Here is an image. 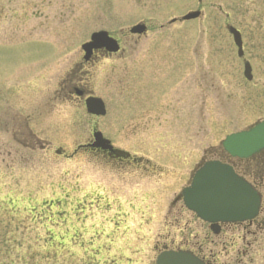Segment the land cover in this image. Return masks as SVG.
Segmentation results:
<instances>
[{"label":"rangeland","instance_id":"obj_1","mask_svg":"<svg viewBox=\"0 0 264 264\" xmlns=\"http://www.w3.org/2000/svg\"><path fill=\"white\" fill-rule=\"evenodd\" d=\"M195 11L200 19L171 24ZM140 23L147 33L130 35ZM230 26L242 34L243 58ZM97 32L121 46L85 69L87 90L104 100L106 116L91 117L72 103L48 114L38 109V121L46 117L66 135L51 131L64 142L46 154L5 138L0 264H155L158 243L184 247L191 228L189 243H202L206 232L182 203L174 213L184 220H166L171 201L205 162L231 161L222 149L228 135L264 121V0H0V46H12L0 50V63L9 62L15 75L34 72L38 104L55 99ZM245 62L252 81L244 77ZM94 127L117 149L146 157L148 180L138 181L142 171L74 156ZM59 147L65 156L56 155ZM233 162L255 171L253 161ZM251 231L215 238L217 262H227L225 248L233 256L245 249L250 257L242 264H264V231Z\"/></svg>","mask_w":264,"mask_h":264},{"label":"flooded vegetation","instance_id":"obj_2","mask_svg":"<svg viewBox=\"0 0 264 264\" xmlns=\"http://www.w3.org/2000/svg\"><path fill=\"white\" fill-rule=\"evenodd\" d=\"M147 31L143 35H145ZM10 47L12 46L1 45L0 50ZM119 52H121L120 44L119 51L116 53H111L105 48L93 49L90 57H88L86 60L85 53L82 51V58L80 59L81 61H79L78 65H76L75 68H73L71 71H67L68 73L65 79H62L63 81L60 84V89L56 90L53 93V95H55V99L50 98L47 103L41 104L37 103L38 89L35 79L32 78L34 77V72H31L29 74H26L27 71L25 74L19 72V74L15 75L14 68L10 67L9 62L0 63V157L6 152V143H8V141L5 142L6 137L11 138L13 141H15V143L20 145L24 149V151H28L30 153H35L38 146L45 154L50 153L52 146L51 144H53L55 141L64 142L66 135L62 133L63 130L61 129V126H57L56 128H54L53 123L52 125H46V123H44L46 122L44 120L46 119V117H42L40 121H38V109L41 110L40 115L43 114V111H46L44 114H48L50 113V110L54 109L55 106L57 109L58 107H64L68 105V103H72L73 105L78 107L81 106L82 109L86 110L87 98H99L87 90L85 82L87 81L86 76L89 75V72L85 71L86 67L95 64L100 60H105L109 57H113ZM148 86L149 85H147L146 87L148 88ZM147 90H145V93ZM148 94L149 93L145 94L146 97H144V105L141 107L143 109H146L145 111L149 110L145 107V99L149 98ZM54 100L58 101L56 105L53 104ZM164 101L165 98L163 97L162 100L158 102L160 107L164 105ZM51 131H54L57 134H63L64 140L60 141L52 139L53 132ZM98 131L99 130L97 129V127H94V129L92 130L91 139L86 144L79 145L74 152V156L83 154L86 157L88 156L94 159L103 160L106 161V163H113L123 170L130 169L132 171L135 170L138 173L142 171L144 175L142 174V177L138 179V181L142 182L148 180L149 176L147 174V170L148 166H151V163L146 159V157H144L143 155L132 154L119 150L113 145L111 141V145H113L115 149L114 151H106L100 147H94L95 139L93 134L94 132ZM103 138L106 139L104 136ZM56 155L65 156L64 149L62 147H59V149L56 150ZM66 158L68 159V157ZM254 163L255 171L251 172L250 179H247L253 185L255 190L258 191L261 195V207L258 216L254 220L237 224H219L218 228L216 229L217 232L215 233L212 230L210 224L199 220L197 216L193 214V217L196 219V221H200L203 226V230L206 232L204 233L205 237L203 238L202 243H189L188 240L191 239V233H194L191 228L188 234L182 237L185 240V244H183L184 247H172L167 245L166 243H163L161 245L158 243V245L156 246V251H158L157 257L161 253L166 252H184L195 257L202 264H222L217 262L218 254L214 253L213 251L215 245H217L216 241H214L215 238L225 239L227 232L235 234V232L238 230L245 232L244 236H246V234L250 235L252 233L251 228L256 229V232L253 234H260V231H264V178L262 177L261 173L260 175H258L261 169L260 167L264 166V153L259 156ZM235 166L237 167V165ZM236 172L243 177L244 175L248 177L247 174L249 173L248 171L247 173L246 171L244 173L237 170ZM136 178L137 176H132L131 180L134 179V181L138 182ZM179 203H182V208L187 211L180 194L173 201H171L170 207L168 208L165 216L166 220L173 218V221L175 223L184 220V218L180 216L178 212L174 213V209L176 208V206H178ZM198 238V232H195V235L192 239L197 240ZM242 239L244 240L245 238L242 237ZM221 241V246L225 247V241ZM248 246H251L250 243L248 244ZM224 250L227 259V262L225 264H242L246 257H250L245 249H243L242 251H238L236 253V256H233V254L225 248ZM157 257L155 259V264H157ZM253 261L254 259H250L251 263H254Z\"/></svg>","mask_w":264,"mask_h":264},{"label":"water","instance_id":"obj_3","mask_svg":"<svg viewBox=\"0 0 264 264\" xmlns=\"http://www.w3.org/2000/svg\"><path fill=\"white\" fill-rule=\"evenodd\" d=\"M201 3L203 0H198ZM201 12H190L180 19L181 22L196 20ZM177 20L171 21L175 23ZM146 27L143 24L134 26L131 34L142 35ZM238 50V57L244 56L243 41L239 31L228 28ZM105 48L111 53L119 51L117 42L107 32H98L91 36L89 43L82 46L87 60L93 49ZM244 77L252 81V67L244 64ZM87 113L93 116H105V105L101 99L90 97L86 100ZM94 147L113 151L108 140L101 133H94ZM224 151L232 158L247 160L264 151V121L248 131L231 134L222 142ZM185 207L201 221L211 225L216 233L219 224H237L254 220L261 207V195L253 186L238 176L234 169L220 161H209L197 169L189 187L182 191ZM157 264H202L190 254L166 252L157 259Z\"/></svg>","mask_w":264,"mask_h":264},{"label":"trees","instance_id":"obj_4","mask_svg":"<svg viewBox=\"0 0 264 264\" xmlns=\"http://www.w3.org/2000/svg\"><path fill=\"white\" fill-rule=\"evenodd\" d=\"M257 160V156L255 157V158H252V159H249V160H247V161H238V163H244V162H251V161H253V162H255V160ZM231 160V159H230ZM236 168V167H235ZM236 170L237 171H241V172H243L241 169H239V168H236ZM51 245V244H50ZM6 247H8V245L6 244ZM10 264H14V263H10Z\"/></svg>","mask_w":264,"mask_h":264}]
</instances>
